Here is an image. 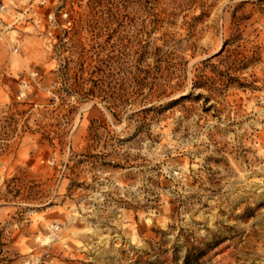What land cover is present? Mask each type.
Masks as SVG:
<instances>
[{
	"label": "rangeland",
	"instance_id": "1",
	"mask_svg": "<svg viewBox=\"0 0 264 264\" xmlns=\"http://www.w3.org/2000/svg\"><path fill=\"white\" fill-rule=\"evenodd\" d=\"M0 264H264V0H0Z\"/></svg>",
	"mask_w": 264,
	"mask_h": 264
}]
</instances>
